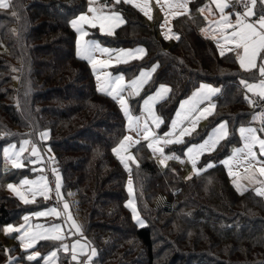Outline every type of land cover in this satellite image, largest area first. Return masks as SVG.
Wrapping results in <instances>:
<instances>
[{
    "label": "trees",
    "instance_id": "1",
    "mask_svg": "<svg viewBox=\"0 0 264 264\" xmlns=\"http://www.w3.org/2000/svg\"><path fill=\"white\" fill-rule=\"evenodd\" d=\"M202 1L191 0L190 11L173 18L172 32L179 36L174 41L165 40L134 5L121 2L115 7L122 9L126 21L104 38L114 45L145 44V57L124 66L130 77L141 66L158 62L145 90L151 92L160 83L169 86L156 104L162 129L180 100L206 81L221 86L210 125L227 119L234 135L258 109L245 99L241 80L260 76L258 68L242 71L234 53L221 56L216 42L201 31L208 23L199 11ZM11 3V9H0V173L8 141L1 135L10 125L36 132L48 128L45 142L55 154L65 187L79 197L99 264H264V196L254 188L237 190L221 163L227 147L208 156L214 160L212 167L185 179L179 164L162 168L144 141L134 145L139 159L132 168L135 196L146 224L133 220L126 204L128 170L112 151L126 132V117L117 100L98 90L91 65L77 57V33L69 23L88 1ZM255 11L261 13L260 0ZM14 69L20 71V94L8 86ZM139 101L133 99L132 105ZM184 147L167 149L181 155ZM11 180H0V237L6 225L20 223L33 208L7 191ZM47 242L38 245L46 249ZM0 248L6 254V247ZM66 258L61 257V264Z\"/></svg>",
    "mask_w": 264,
    "mask_h": 264
},
{
    "label": "snow or ice",
    "instance_id": "2",
    "mask_svg": "<svg viewBox=\"0 0 264 264\" xmlns=\"http://www.w3.org/2000/svg\"><path fill=\"white\" fill-rule=\"evenodd\" d=\"M95 0H89V7L87 13L81 12L80 15L76 16L74 19L69 21L72 29L77 33L76 37V55L78 58L86 60L92 67L95 72L98 67H108L113 62L121 63L127 62V60L132 58H140L145 54V49L138 47L134 50L130 49H119L115 61L112 59V53L117 50L103 47L98 41L94 39H85L89 35V32L86 30L85 25L89 26L92 29L99 26L101 33L107 32V34H113L115 28L119 27L121 24L125 23L124 18L121 14L115 10L109 12H104L102 10L103 6L100 8L93 7ZM121 0H113V7L119 5ZM125 4H132L137 9H139L145 16L149 19H152L151 9L149 7L148 0H123ZM189 0H164V4L161 5V8L165 7L169 11H165V17L169 15L172 16L181 15L183 13H188ZM257 0H212V4L216 6V9L219 10L220 18L218 21H215V27L211 29H201L203 32L211 31V38L216 41V45L220 50V55L223 56L225 52H232L235 55L236 60L239 62V65L242 69L252 70L257 69L259 72L260 79L258 83H248L245 80H241V84L246 85L249 92H252L254 95H258L261 100H264V0H260L261 4V13L257 17V13L254 11ZM13 7L11 0H0V9L8 10ZM226 9H231V11H226ZM242 9V10H238ZM201 13L204 11L212 12V8L208 5H205L203 8L199 9ZM91 13V15H89ZM12 15L16 16L17 13L12 11ZM234 16V20H233ZM253 17H257L253 19ZM207 19V17H205ZM165 19V24L167 23ZM213 22H210V24ZM163 27V26H162ZM171 30L165 31L162 33L165 40L170 39L171 36L169 33ZM175 35V34H173ZM176 39H179V36H176ZM97 53L101 55H107L108 59H100L97 56ZM259 62V63H258ZM158 65L153 64L151 70L144 71L141 70L139 76L131 80L127 85H125L124 75L118 74L112 76L107 74V79L101 83V77L97 75V84L98 90L105 92L106 94L112 96L114 100H117L121 110L123 111L124 116L127 120V128L129 132H134L136 136L125 135L123 139L112 149V151L119 158L120 162L124 165L126 169L131 172L129 161L136 163L138 162L135 157L129 152V149L140 143L138 137H141L148 141L147 147L151 149L153 154L159 153L161 156L160 163L166 164V161L169 159H177L180 157L176 156L175 153L171 155H165L164 147L170 144H181L184 143L183 137L186 135H191L192 131L195 130L196 124L199 119L203 118L205 115L210 114L212 108L215 107L211 103V98L219 93L220 88L214 87L211 84L201 83L199 88L192 93L190 97L186 100L179 102V107L175 112V117L171 120L169 130L164 132L162 136L157 135L152 127L149 126V120L155 128L159 129L161 124L164 123L163 119L156 115L154 111V105L163 98V96L170 91V89L164 85L160 84L156 88L155 92L145 95L143 103L141 106V116H134L131 113V110L128 106V102L123 95L126 89H130L129 95L138 96L140 94L141 88L145 85L152 73L156 70ZM245 99L248 100L250 104L254 103L251 99L245 96ZM205 101H208L209 104L207 107L200 108L198 107ZM147 114L143 118V114ZM253 119H259L261 124L264 125V110L259 113L254 114ZM191 123L190 127H182L186 121ZM179 130V135H176ZM258 132L264 133V127L260 129L254 127H244L239 128V134L243 140V146L233 150L232 155L227 159L221 161L222 164L228 167L229 174L233 175L231 168L232 164L235 162L237 164L245 163L247 164V170L255 168V171H258L260 176H264V138H261L258 135ZM49 136L48 131L40 133L41 139H47ZM228 136L227 121H222L217 124L212 131L207 135L201 143L190 144L185 151V156H187L190 161L194 172H199L201 169L197 168V157L203 154L204 152H211L217 146V144L224 140ZM29 140H24L21 143L20 150L18 152L14 151L12 156L15 159H12V164L14 167L20 168L23 167V163L20 162V155L25 150L24 146L30 144ZM256 145L259 146L260 156H257L254 148ZM9 149H15V145H9L3 149L5 157H9ZM50 150V149H49ZM31 157L42 158L41 153L38 151L35 145L31 149ZM36 159H30V163L35 164ZM183 162V161H181ZM213 164L210 161L205 167H212ZM35 171V169H33ZM56 173V184L55 191L56 195L60 196V176L56 172V169H52ZM190 178V177H189ZM253 180H255V173H252ZM257 183L264 186V180L256 181ZM22 185H37L42 184V188H37V191H40L42 195L47 199V192L50 191L49 186L46 182V177L41 175L37 180H21ZM7 187L15 192L20 199L25 203H32V200H29L22 192H20L17 187L13 184H8ZM237 190L240 191V186L236 185ZM256 193L260 196H264V187H258L255 189ZM128 192L131 196L133 193V181L131 177L128 180ZM35 195V192H33ZM127 206L132 211L133 220L139 224L143 225L144 221L140 218L136 205L132 199L127 203ZM69 205L64 204V211L67 212ZM48 214H53L55 216H60L61 213L55 208L46 210V211H37L31 213V216L42 217ZM24 224L14 227L12 224H8L4 227V232L6 234L11 232H18L21 235L19 239L21 241L22 248H33L35 242L38 239H54V240H63L65 237L61 233V225L53 224L51 228L43 229L42 225H37L38 229H43V231H25L26 226L31 228L29 224V216L25 215L23 217ZM67 221L71 222L70 228H75L77 233L82 235V228L78 225L72 218L71 214H67ZM27 242V243H25ZM77 246H79L80 253L84 254L86 248L85 244H81L79 240H76L71 244L72 251V260H78L76 253ZM61 248L64 251L69 250V246L66 244H61ZM13 249H5V252H11ZM97 254L96 249H91V254L87 256V260L83 261L82 264H93V257ZM41 254L39 252L33 251L27 256V260L36 261ZM57 256L56 250L49 252L47 255L43 256L45 264H54V260ZM52 258V259H50ZM8 264H15V258L9 256Z\"/></svg>",
    "mask_w": 264,
    "mask_h": 264
},
{
    "label": "rangeland",
    "instance_id": "3",
    "mask_svg": "<svg viewBox=\"0 0 264 264\" xmlns=\"http://www.w3.org/2000/svg\"><path fill=\"white\" fill-rule=\"evenodd\" d=\"M87 1H88L87 8H85L81 12L87 13L88 7H89V0H87ZM190 1L191 0H189V3H188L189 11L191 9ZM121 2H123V0H121ZM148 3H149V7L151 9L152 19H149L147 16H145L143 14L145 20L147 22L151 23L153 26H156L159 29V32L161 35L163 32L168 31L170 29L171 32L169 33V35L171 36V38L168 40H170V41L176 40L177 35L174 32H172L173 31L172 30V21H173V18L175 16H172L169 13V15L167 17H165V11H169V10L166 7L164 9L161 8V5L164 4V0H148ZM205 5L210 6L212 8V12L211 13H209L208 11L203 12V14L206 15V17H207L206 20L208 21V23L206 25H204L202 27V29H211V28L215 27L214 22L219 20L220 13H219V10L216 9V6L214 4H212V0H203L200 3L199 9L203 8ZM256 5H257V3H256ZM92 6L97 7V8H100L101 6H103L102 10L104 12H109L111 10H115V11L119 12L121 14V16L124 18V21H126V18L123 14L122 9H120L119 7H113V0H95L94 4ZM255 9H256V6L254 8V11H255ZM226 11H231V9H226ZM81 12H79L78 14L73 16L71 18V20L74 19L76 16L80 15ZM89 15H91V13H89ZM258 16H259V14H257V17ZM257 17H253V19H255ZM165 19H167V21H168L166 24L164 23ZM233 20H234V16H233ZM210 22H213V23L210 24ZM85 28L89 32V35L87 37H85V39H94V40L98 41L103 47H107L110 49L117 50L116 52L112 53L113 61H115V56H116L119 49L134 50L138 47H142L145 49V54L147 52L145 44H143L142 42H137L133 45H114V44L109 43L104 38V36H109V34H107V32L101 33V31L99 30V26H97V28H95V29H92L89 26L85 25ZM117 28L114 29L113 34L116 32ZM203 33L207 37L211 38V31L203 32ZM113 34H111V35H113ZM173 34H175V35H173ZM75 36L77 37V35H75ZM6 41H7V38H6ZM4 49L6 51V48H4ZM7 52H9V50H7ZM145 54L140 58L129 59V60H127V62H121V63L113 62L108 67H102V68L98 67V69L95 72L93 71L94 75H95V79H96L97 75H99L101 77V83H103V81L105 79H107V74H111L112 76H115L118 74H123L124 80H125V85H127L131 80H133L137 76H139V73L141 70L149 71V70H151L153 64L158 65V62L156 61V62L151 63L150 65L141 66L139 68L137 74H135L133 76L131 75V77L129 75H127V73L124 69V66L126 68H129L131 63H134L135 61H140L143 57H145ZM97 56L100 59H108V56L106 54L101 55L100 53H97ZM239 67H240V65H239ZM240 69H242V68L240 67ZM243 70H245V69H242V71ZM14 73L15 74L13 76V81L11 83H9L8 86L13 87L16 91V94L17 93L20 94L21 88H20L19 84H20L21 78L19 76V74H20L19 69H14ZM153 73H152L151 77L153 76ZM151 77L149 78V81L151 80ZM259 79L248 80L247 82L248 83H258ZM148 82L145 85H143V87L141 88L140 94L138 96L129 95V92L131 91L130 89H126V91L123 93V95L125 96V98L128 102V106L131 110V113L134 116H141V106L143 103L142 98L147 94L155 92L156 88L159 87V84H158L157 87L153 91L146 93L145 89H146ZM96 83H97V79H96ZM201 83L211 84L214 87L221 89L220 85L215 86V83H212V82L200 81V84ZM160 84H164L169 88V86L165 83H160ZM200 84L192 92H190V94H188V96L182 98L180 101L186 100L188 97H190L192 95V93L195 92L199 88ZM97 86H98V84H97ZM244 94L249 99L254 101V103H252V105H256V103L260 99V97L258 95H254L252 92H249L246 85H245ZM165 95L163 96V98L165 97ZM214 96L211 98V103L213 105L216 104ZM16 98H19V95H16ZM135 98H139L140 101L133 106L132 100ZM156 104L154 105V111H155L156 115L160 116V114L157 111ZM208 104H209V102L205 101L204 103H202L198 107L204 108V107H207ZM136 105H138V107H139L138 111H135ZM178 107H179V104H178L177 108L175 109V112L178 109ZM235 107H236V109H237V107L238 108H244V106L241 104H235ZM214 111H215V107L212 108L210 114H207L203 118L199 119V121L196 124L195 130L192 131L191 135H186L183 137L184 143H181V144H185V147L183 148V153L181 155L178 154L174 148L167 149L168 147H171L173 145L179 146L180 144L174 143V144H170L167 146H163L165 155H171L172 153H175L176 156L180 157L179 160L169 159L166 161V164L162 165L160 163V159H161L160 154L159 153L153 154V152L150 149L152 157L155 159V161L162 168H166L169 166L170 163L176 162L182 168L183 177L185 179H188L189 177L191 178L193 175H195L197 172H194L190 161L188 160L187 156H185L186 148L190 144L201 143L202 140L207 137V135L212 131V129L217 124L221 123L222 121H227L228 136L224 140H221L215 148V149L221 150L224 147H227L228 151L224 154L222 161L227 159L229 156H231L234 149L243 146V140L241 139L240 134H239V128L241 126L254 127L257 129L264 127V125L261 124L259 119H256V120L253 119L254 114L260 112L257 109L254 111L255 113L251 117L250 121L248 123L240 124L237 127L235 134L233 135V132L230 129L231 127L229 126V122L227 119H222V120L214 123L213 125H210V115L213 114ZM175 112L173 113L171 120L175 117ZM146 115H147L146 113L143 114L142 120L144 117H146ZM171 120L169 122V125L171 123ZM149 126L153 128V130L157 133V135H160V136H162L164 134V132H167L169 130V127H166L165 129H162L161 127L159 129L155 128V126L151 124L150 120H149ZM190 126H191V123L189 120V121H186L182 127H190ZM44 131H48L49 135H50V131L48 128H45L43 130H40L39 132H36L34 130H31V129L27 130V129H22V128H15L12 125H10L9 132L1 135V137H5L8 140L7 143H5L4 148L9 146V145H15V149H9V157H5L4 152L2 153V157H3L2 158V166H1L2 172L0 173V180L9 179L10 177H12L13 180H11L8 184L15 185L20 192H22L29 200L33 201L32 203L25 204L15 192L10 190L8 187L6 188L7 191L9 193L11 192L12 195L16 196L17 199L22 204H24L26 206V208L33 206V208L30 209L28 211V214H27L29 216V224L31 225V228H28L26 226L25 231H31V232L43 231V229L51 228V226L53 224H60L61 225V233L60 234L62 236H64L65 238L63 240L38 239L35 242L33 248H22L21 247V241L19 239V236L21 235L20 233L11 232V233L6 234L4 232L5 235H2L0 237V247H1V245H4L6 247V249H13V251H11V253H9V252H8V254L6 253V256H3L4 252H2L0 254V258L6 259L7 263H5V264H8L9 256L15 258V264H45V261L43 260V256L47 255L49 252H51L53 250H56V252H57V256L54 260V264H61L60 259L62 256H68V258H70V260L74 264H82L83 261L87 260V256L91 254V249L92 248L96 249L93 242L87 236L86 231H85L86 227H85L84 219H83V217L79 211V197L73 188L65 187L63 175H62L60 168L57 165V162L55 159V154H54L53 150L51 149V147L49 146V144H47V142H45L49 139V136L46 140L41 139V137H40V133L44 132ZM125 135H132L134 137L136 136V134L134 132H129V130L127 128V120H126V132H125L124 136ZM176 135H179V130L177 131ZM258 135H260L261 138H264V133L258 132ZM123 137H122V139H123ZM2 139H4V138H2ZM138 139L140 140V142L144 141L146 144H148V141H145L142 138V135H141V137H138ZM24 140H29L31 143L24 146L25 150L20 155V162L23 163L24 166L17 168V167H14L12 164V159H15V157L12 156V153L14 151L18 152L20 150L21 143ZM33 145H35L37 147L38 151L41 153L42 158L31 157V149H32ZM135 145H137V144H135ZM215 149L212 150L211 152L206 151L197 157V168L201 169V171H199L198 173L209 169L210 167H205V166L210 161L214 165V160L211 158H208V156L211 155L212 153L215 154L216 153V152H214ZM177 151L181 152V148L177 149ZM254 151H256L257 156L259 157L260 152H259V146L258 145H256V147L254 148ZM129 152L135 157L136 161L139 163V159H137L138 157L136 156V154L134 152V145L129 149ZM30 159H36L37 162L35 164H32V163H30ZM181 161H183V162H181ZM129 164H130L131 172H129V170L127 169L128 170V176H127L126 189L128 191V180L131 177V179L133 181V193L130 196L129 192H128V199H127L126 204L128 203V201L130 199H132L136 205L137 212H138L140 218L144 221V224H146V220L143 218V216L140 213V210L137 206V201H136V196H135V185H134V180H133V176H132V168H133V165L136 163H132L131 161H129ZM226 168H227V171L229 173V169L227 166H226ZM33 169H35V171H33ZM52 169H56V172L60 176V184H61V187H60L61 195L60 196L56 195V191H55L56 173H54L52 171ZM246 169H247L246 162L240 163V164H237L234 162L232 164L231 171H232L233 175H230V174L229 175H230L231 180L233 181L234 185L236 186L238 184L240 186V189H241L240 191L246 190L247 187L248 188H254V189H256L258 187H264L261 184L256 182V181L264 180V176H260L258 171H255V168L249 169L247 171H246ZM0 171H1V169H0ZM3 171H5L6 173L5 172L3 173ZM253 172L255 173V180H253L251 178ZM41 175L46 177V182H47L49 189H50V191L47 192V199L45 198L44 195H42L40 193V191H37V188H42V184L22 185L20 183V181L24 180V179L37 180V178ZM51 175H53L54 177L52 178ZM33 192H35V195H33ZM54 197H56V200L58 201L56 203V205L52 204L54 201ZM65 203H67L69 205L67 212L64 211V204ZM52 208H55L57 211H59L61 213V215L55 216L53 214H48V215L42 216V217L31 216V213H33V212L46 211V210H49ZM68 213H70L73 220L78 225L81 226L82 235L80 233H77L75 228H70L71 222L67 221V214ZM22 220H23V218H22ZM21 224H24V220L21 221V223H19L18 225L12 223V225L14 227H18ZM37 225H42L43 229H38L36 227ZM76 240H79L81 244H85L86 248L84 250V254H81L79 246H77L76 253L78 256V260H72L71 244L73 242H75ZM41 241H43V242L50 241V242H47V248L45 247L46 249H43L41 246L38 245ZM25 243H27V242H25ZM61 244L68 245L69 250L67 252L64 251V249L60 247ZM1 250H2V248H0V251ZM33 251L39 252L41 254V256L38 257L36 261L27 260V256L29 254H31ZM96 252H97V249H96ZM97 255H98V252H97L96 256L93 257V264H99L98 260L96 259ZM50 259H52V258H50Z\"/></svg>",
    "mask_w": 264,
    "mask_h": 264
},
{
    "label": "built area",
    "instance_id": "4",
    "mask_svg": "<svg viewBox=\"0 0 264 264\" xmlns=\"http://www.w3.org/2000/svg\"><path fill=\"white\" fill-rule=\"evenodd\" d=\"M238 10H242V9H238ZM258 110L261 112L262 110H264V100H259L256 104ZM51 177L53 178L54 176L51 175ZM58 201L56 200V197H54V201L52 204H55L57 203ZM63 264H74L70 259L66 258L64 259V262Z\"/></svg>",
    "mask_w": 264,
    "mask_h": 264
},
{
    "label": "crops",
    "instance_id": "5",
    "mask_svg": "<svg viewBox=\"0 0 264 264\" xmlns=\"http://www.w3.org/2000/svg\"><path fill=\"white\" fill-rule=\"evenodd\" d=\"M205 16H206V15H205ZM247 190H248V187H247ZM20 223H21V222H20ZM18 224H19V223H18ZM18 224H17V225H18ZM9 253H11V252H9ZM7 254H8V253H7ZM3 256H6V254L4 253ZM5 263H7V262H6V259H5V258H3V259L0 258V264H5Z\"/></svg>",
    "mask_w": 264,
    "mask_h": 264
}]
</instances>
